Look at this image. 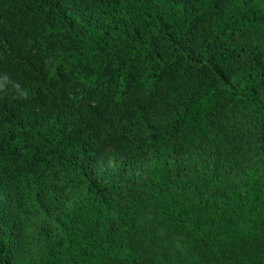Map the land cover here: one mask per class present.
Segmentation results:
<instances>
[{
	"label": "trees",
	"instance_id": "trees-1",
	"mask_svg": "<svg viewBox=\"0 0 264 264\" xmlns=\"http://www.w3.org/2000/svg\"><path fill=\"white\" fill-rule=\"evenodd\" d=\"M0 264H264V0H0Z\"/></svg>",
	"mask_w": 264,
	"mask_h": 264
},
{
	"label": "rangeland",
	"instance_id": "rangeland-1",
	"mask_svg": "<svg viewBox=\"0 0 264 264\" xmlns=\"http://www.w3.org/2000/svg\"><path fill=\"white\" fill-rule=\"evenodd\" d=\"M112 164L113 161L109 160L108 162L104 163L103 167L109 169L112 166ZM147 218L149 219V216L145 215V217H143L142 219V223L144 226H146L149 223ZM152 230L153 228L149 229L148 231H150L149 234L151 238L155 240L156 245L159 246L161 245L162 248L168 249L169 251L176 253V250L178 248V242L176 241V239H174L172 236H170L165 232L163 233L160 229H155L153 230V232H151Z\"/></svg>",
	"mask_w": 264,
	"mask_h": 264
},
{
	"label": "clouds",
	"instance_id": "clouds-1",
	"mask_svg": "<svg viewBox=\"0 0 264 264\" xmlns=\"http://www.w3.org/2000/svg\"><path fill=\"white\" fill-rule=\"evenodd\" d=\"M22 95H23V96H26L27 94H26L25 92L22 91Z\"/></svg>",
	"mask_w": 264,
	"mask_h": 264
}]
</instances>
